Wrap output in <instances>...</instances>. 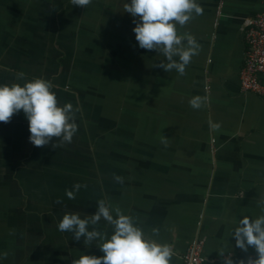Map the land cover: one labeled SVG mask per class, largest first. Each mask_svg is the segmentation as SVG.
I'll return each instance as SVG.
<instances>
[{"label": "crops", "instance_id": "1", "mask_svg": "<svg viewBox=\"0 0 264 264\" xmlns=\"http://www.w3.org/2000/svg\"><path fill=\"white\" fill-rule=\"evenodd\" d=\"M125 2L0 0V85L23 84L19 72L50 80L61 106L80 109L72 142L56 149L31 144L22 110L0 122V264L101 256L98 240L84 245L57 224L65 213L93 214L105 198L147 236L171 244V264H183L198 237L210 264H222L220 251L245 263L257 257L253 247L237 248L230 232L243 216L262 214L264 100L242 92L239 75L243 22L264 10V0H197L203 14L178 26L201 46L183 76L154 68L167 61L139 48ZM82 66L91 73L77 72ZM197 95L208 97L199 110L189 105ZM209 120L220 129L211 131ZM77 183L87 187L69 199ZM95 227L112 231L103 219ZM50 236L63 242L61 257L53 245L52 253L42 249Z\"/></svg>", "mask_w": 264, "mask_h": 264}, {"label": "clouds", "instance_id": "2", "mask_svg": "<svg viewBox=\"0 0 264 264\" xmlns=\"http://www.w3.org/2000/svg\"><path fill=\"white\" fill-rule=\"evenodd\" d=\"M71 5L86 8L92 0H70ZM123 11L133 19L135 27L132 31L141 49L154 50L162 55L167 62L161 61L154 68L165 72L175 70L180 76L186 74V66L192 57L199 54L200 44L190 33L178 32V26L183 28L189 21L203 14V8L197 0H130L123 5ZM21 83L0 85V122H10L14 114L23 111L28 121V140L35 147L42 148L51 145L53 149L71 143L78 131L76 113L79 107L72 103L62 106L58 103L53 83L43 78L27 80L25 73L16 74ZM208 97L193 96L189 105L199 110L207 104ZM211 131L220 129L218 122L208 121ZM56 141V142H54ZM167 147V138L162 140ZM116 183L123 184L124 178L113 175ZM87 185L75 184L74 190H66L69 199H75V192ZM61 203L60 200L56 201ZM261 215L255 219L243 216L231 230L230 235L235 240V246L243 251L253 247L257 253L255 259L249 258L247 264H264V196L257 201ZM103 219L112 229L111 233L99 231L96 225ZM92 226V230H89ZM60 232L72 234L75 241L84 238V245H92L94 241L101 256L81 255L72 259L71 264H171L175 255L174 248L168 243H158L147 236L138 226L137 218L124 214L119 206L105 199L97 202L93 214L81 218L79 213H65L57 224ZM152 236L159 235V229L153 228ZM222 264H245L244 260L234 261L224 255ZM5 257L7 253L4 254Z\"/></svg>", "mask_w": 264, "mask_h": 264}, {"label": "built area", "instance_id": "3", "mask_svg": "<svg viewBox=\"0 0 264 264\" xmlns=\"http://www.w3.org/2000/svg\"><path fill=\"white\" fill-rule=\"evenodd\" d=\"M246 50L240 71V89L264 100V10L243 22ZM205 239L195 238L182 254L183 264H210L204 256ZM247 264V263H245Z\"/></svg>", "mask_w": 264, "mask_h": 264}, {"label": "rangeland", "instance_id": "4", "mask_svg": "<svg viewBox=\"0 0 264 264\" xmlns=\"http://www.w3.org/2000/svg\"><path fill=\"white\" fill-rule=\"evenodd\" d=\"M77 72L91 73V70H88V69H86L85 67L82 66L81 68L78 69ZM59 211L60 210H58V212ZM79 215L81 216V213L80 212H79ZM62 234H63V232H62ZM63 236H65V235L63 234ZM45 244H47V245L44 246V247H42V249L46 250L45 251L46 253H52V251H51L52 248L51 247L49 249H47V248L49 246L53 245V247L56 248V250L53 251V254H58V256L61 257V254H63V253H62V251L60 249L63 247V242H61L60 239H57V241H53V236H50V238H47V241H46ZM74 247L80 248V245H76ZM67 248L69 249L70 247L67 245ZM31 254L32 253H30V255ZM27 255H28L27 259H29L30 256H29V254H27ZM47 259H49V260L48 261H45V260L42 261L43 260V257H35L33 259L27 260L24 264H55L54 262L52 263V261H51L50 258H47ZM59 260H60V262L62 261V264H66L65 259L63 257H61ZM69 260H71V259H69Z\"/></svg>", "mask_w": 264, "mask_h": 264}]
</instances>
